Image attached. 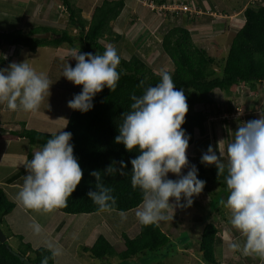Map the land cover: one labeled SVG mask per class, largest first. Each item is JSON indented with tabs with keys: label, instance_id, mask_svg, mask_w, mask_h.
<instances>
[{
	"label": "rangeland",
	"instance_id": "obj_1",
	"mask_svg": "<svg viewBox=\"0 0 264 264\" xmlns=\"http://www.w3.org/2000/svg\"><path fill=\"white\" fill-rule=\"evenodd\" d=\"M102 1L70 0L75 7L81 8V16L86 20L90 18L94 7ZM158 1L160 0H125L119 16L109 22L112 34L105 32L103 38L100 39L105 46H114L120 57L128 58L135 54L157 73L161 69L170 72L173 68L171 60L160 48L161 35L171 26L170 24L180 23L182 20L185 25L190 24L193 42L205 48L220 62L226 56L234 36L230 28L236 31L243 22L242 9L244 6L256 5L257 2L263 3L261 0H165L166 4H181L182 2L197 10L193 14L181 10L179 12L174 10L177 13L169 11V17H167V14L163 13L164 10H152L149 7V3L158 7L160 5ZM23 6L25 9H21L24 8ZM232 10H236L237 14L234 16L232 25L229 26L228 19V23L224 24L226 16L222 13ZM163 17L168 20L165 26L158 29L156 27L154 32L150 31L159 21L164 20ZM215 19L217 22L213 21ZM192 20H197L196 27L191 26ZM41 26H52L57 29L68 28L75 36L79 34L80 29L68 24V11L62 0H0V31L7 32L15 28L27 31L31 27ZM115 34H119V37ZM140 34L142 36H139ZM72 49L74 48L66 43L60 47L38 46L34 51L22 45L0 44V68H6L12 62L19 63L26 60L37 72L46 73L53 82L50 86L49 97H45L39 110L35 112H25L19 109L11 111L6 103L3 107V103H0V187L5 188L8 199L16 204L5 217L7 223L0 225V235L7 239L15 251L23 248L18 235L22 236L23 242H29L33 248H37L42 246L40 241L43 237L35 236L30 225L33 222L39 223L44 230V236L56 241L59 238L60 242L65 245L63 255L54 258L53 264H178V262L208 264L202 259L196 242L202 237L204 224L200 226L201 219L207 212H210L209 208L213 206L211 203L214 199L220 201L227 199V188L219 189L216 184L214 188L218 193L211 198L212 200L207 192H201L193 196V204L190 207L175 208L172 221L158 223L171 240V243L163 247L159 254L155 256L147 251L145 255L132 256L126 260L119 256V251L124 248L122 233L133 237L138 232L140 222L135 212L142 203L130 211H125L127 219L122 221L119 211L71 215L57 209L51 213H43L26 209L16 200L20 189L19 187H8L11 184L6 183V179L25 168L23 162L27 155L29 154L32 159L31 155L40 147L30 145L25 137L11 136L9 130L20 131L23 128L22 122H25L26 128L42 132H59L64 129L71 110L68 107V101L76 94L79 86L62 76L65 63L68 62L71 65L74 60L69 57ZM4 59L6 63L2 65L1 60ZM211 96L214 104L209 106L207 111L205 109L206 112L209 111L205 123L206 134L202 136L195 130V142L186 151L189 167L182 168L183 175L187 174L191 165L197 166L201 162L200 156L207 151L209 145L213 146L217 154H219L218 147L223 151V160L226 163L227 145L234 140L235 131L239 126V123L234 120L240 119V125H242L244 121L258 119L260 114H264V82H258L253 86L250 84L233 85L229 96L220 90H214ZM213 111L215 112L212 113ZM198 142L201 148L197 147ZM26 174L21 177L22 182ZM168 176L177 179V176L171 172ZM16 183H20V180ZM15 186L18 185L15 184ZM219 193H222L220 198ZM170 203L175 204V199L170 198ZM181 203H184L183 199ZM218 206L211 210L207 219L218 229L216 235L219 238L216 243V254L220 259L218 264L257 262V264L262 262L264 264V260L259 257L244 256L240 252L229 250L228 241L243 240V236L230 224L231 210L220 202ZM73 233H77L75 242L72 241L73 239L70 241ZM99 234L105 235L113 246L107 256L102 259L91 257L80 247V244L90 246ZM70 244L72 245L68 249Z\"/></svg>",
	"mask_w": 264,
	"mask_h": 264
},
{
	"label": "clouds",
	"instance_id": "obj_2",
	"mask_svg": "<svg viewBox=\"0 0 264 264\" xmlns=\"http://www.w3.org/2000/svg\"><path fill=\"white\" fill-rule=\"evenodd\" d=\"M164 3L167 1L160 5ZM69 57L75 59V67L66 62L62 76L83 87L68 101V107L86 113L94 107L93 98L105 86L111 92L116 90L121 57L112 45H107L103 54L72 49ZM156 74L160 76L159 83L146 87L140 96H131L134 102L130 111L121 114L123 120L115 137V142L122 143L129 152L138 147L140 153L130 163L131 185L143 194L142 204L135 212L142 225L172 221L175 208L190 207L193 196L199 195L206 184L198 178L194 164L186 175L182 174V168L189 167L186 151L190 137L181 127L189 110L185 91L176 89L169 71L161 69ZM52 83L46 73L37 72L26 60L12 62L0 68V103H6L11 111L35 112L45 97H49ZM143 85L144 81H140V86ZM72 135L68 131L51 133L32 159L23 162L28 174L16 200L24 208L51 213L67 207L68 198L83 177L70 143ZM218 151L219 154L209 145L201 163L215 164L217 177L226 173L228 195L220 204L231 210L230 224L243 236V240H229L228 248L264 260V114L238 126L234 140L227 145L226 163L223 151L219 147ZM126 168L123 160L113 161L103 173L125 175ZM170 172L177 179L168 178ZM89 174L95 177V189L87 192L88 198L100 212L115 211L117 200L113 189L103 183L101 170ZM170 198L175 199V204L170 203ZM119 215L122 221L127 219L124 211H119ZM30 227L35 236L43 237L40 243L51 254L41 264L63 255V246L44 236L39 223L33 222Z\"/></svg>",
	"mask_w": 264,
	"mask_h": 264
},
{
	"label": "trees",
	"instance_id": "obj_3",
	"mask_svg": "<svg viewBox=\"0 0 264 264\" xmlns=\"http://www.w3.org/2000/svg\"><path fill=\"white\" fill-rule=\"evenodd\" d=\"M161 1L158 3H163ZM62 2L68 11V24L80 28L77 36L71 34L68 28L41 26L31 27L27 31L15 28L7 32L0 31V44L22 45L34 51L38 46L59 47L66 43L74 49H79L81 53L103 54L106 46L100 42V39L105 32L112 34L109 22L119 16L125 0H103L101 4L94 7L87 20L81 16V8L75 7L70 0H62ZM167 12L169 11H164L166 14ZM242 15L243 22L234 33L228 52L220 62L205 48L193 42L191 29L183 23V20L180 23L170 24L171 26L161 35L160 48L173 64L170 73L173 74L176 89L183 88L187 98L189 110L185 116V123L181 127L190 137L189 146L195 142V130L202 136L206 134L205 123L209 116V111H206L214 104L211 96L214 90H220L229 96L233 85L253 86L258 82H264V4L257 2L256 5H246L242 9ZM40 32H50L51 35L47 38L34 35ZM115 35L119 37V34ZM3 61L1 60L2 63ZM75 64L74 59L71 66L75 67ZM117 71L121 76L116 90L111 92L105 86L93 98L94 107L86 113L71 109L66 127L64 126L62 130L73 134L70 140L74 146L73 154L83 170L82 180L68 198L67 207L58 209L62 213L79 215L100 212L98 206L87 196L90 189H95V177L89 174L93 170H101L103 183L113 189L112 194L117 200L115 211H130L142 203L141 190L134 189L131 185L130 160L140 154L138 147L129 152L122 143L115 142V137L119 135L118 125L123 120L121 114L130 111V105L134 102L131 96L142 95L146 87L155 86L160 82V76L135 54L128 58L121 57ZM140 81H144L143 86H140ZM82 87V85L78 86L76 94L82 91ZM234 122L240 125L241 120L237 119ZM22 126L20 131L9 130V134L25 137L30 145H38L40 149L50 138L51 133H54L26 128L25 122H22ZM121 160L127 165L124 170L125 175L103 173V170L113 161ZM116 166L119 167L118 164ZM196 167L198 178L206 181L202 192H207L210 199L218 193L214 188L215 184L219 189L227 188L226 173L217 177L215 164L206 165L199 162ZM20 172H24V169ZM168 178L171 177L168 176ZM11 179L9 178V181ZM220 195L222 193H219V198ZM219 202L220 200L214 199L209 211L218 208ZM14 206L15 203L8 199L4 189L0 187V225L7 223L5 217ZM210 212L201 219L200 226L204 224L202 237L196 242V246L206 263L218 264L220 262L219 255L216 254V243L219 240L216 236L218 229L212 222L207 221ZM18 238L23 246L18 251L9 245L7 239L0 241V264H24V260H21L19 256L27 259L29 264H41L45 256L50 257V252L43 246L33 248L29 242L22 241L21 235H18ZM122 238L124 248L119 251V256L123 260L132 256L145 255L147 251L156 256L163 247L171 243L169 235L161 229L159 224L139 223V230L133 237L122 233ZM80 247L83 252L97 259L105 258L113 248L111 241L102 234H99L90 246L80 244ZM53 262L54 259L50 258L48 264ZM178 264L181 263L178 262Z\"/></svg>",
	"mask_w": 264,
	"mask_h": 264
},
{
	"label": "crops",
	"instance_id": "obj_4",
	"mask_svg": "<svg viewBox=\"0 0 264 264\" xmlns=\"http://www.w3.org/2000/svg\"><path fill=\"white\" fill-rule=\"evenodd\" d=\"M165 0H162L161 2H164ZM261 1H263V4H264V0H261ZM262 3V2H261ZM25 6V5H24ZM23 6V7H24ZM132 8V7H131ZM204 8V7H203ZM23 9H25V7L23 8ZM221 9V8H220ZM222 10V9H221ZM164 13V12H163ZM166 14V13H165ZM169 12H167V17H169ZM222 14H224V16H226L225 18H226V20H225V22H224V24H226V23H228V20H229V26L230 25H232V23H233V19H234V16L237 14V11L236 10H232V11H228V13H222ZM153 18H156V17H153ZM152 18V19H153ZM163 19L164 20H162L161 22L159 21L158 22V24L157 25H155L153 28H151V30L150 31H156V27H157V29L158 28H162L163 26H165V24H166V22L168 21L167 19H165L164 17H163ZM228 19V20H227ZM213 21H215V22H217V20L215 19V20H213ZM214 24V23H213ZM216 24H218V23H216ZM198 25V22H197V20H192V24H191V26L192 27H196ZM187 26V25H186ZM241 26V25H240ZM239 26V27H240ZM188 27H190V24L188 25ZM189 29H191V28H189ZM230 30H233L232 32H236V31H234V28H230ZM139 36H142V34H140ZM141 41V40H140ZM139 41H137V43H138ZM60 47V46H59ZM9 54V53H8ZM5 63H6V61H5V59H4V61H3V63H2V65H5ZM2 68V67H1ZM4 104L5 103H3L2 104V107L4 106ZM15 138H17V137H15ZM197 147H199V148H201V146H199V142H198V144H197ZM39 149H37V150H35L34 152H36V151H38ZM196 151H197V148H196ZM34 152H33V154H34ZM202 152V151H201ZM33 154L31 155V156H33ZM29 159V154L27 155V157H26V160H28ZM22 169H24V172H19L18 174L15 172V173H13L10 177H8L7 179H6V183H8V184H11V186H8V187H10V188H13V187H19V189L23 186V182H22V179H21V177L25 174V173H27V170H26V168H22ZM21 169V170H22ZM21 170H19V171H21ZM17 174V175H16ZM28 174V173H27ZM26 174V175H27ZM9 178H12L10 181H9ZM18 180H20V183H16ZM15 184L16 185H18V186H15ZM4 191H5V188H4ZM6 193V192H5ZM6 195H7V193H6ZM8 197V196H7ZM14 198V197H13ZM16 205V204H15ZM62 236H66V235H62ZM76 237L77 236V233H73L72 235H71V238H70V241H71V239H73V237ZM75 240H76V238L75 239H73L72 241H74L75 242ZM58 242H59V244L61 245L62 243L60 242V239L58 238V240H57ZM73 244V243H72ZM72 244H70V246H68V249H70V247H71V245ZM63 245V244H62ZM65 245H63V247H64ZM63 249H65V248H63Z\"/></svg>",
	"mask_w": 264,
	"mask_h": 264
},
{
	"label": "built area",
	"instance_id": "obj_5",
	"mask_svg": "<svg viewBox=\"0 0 264 264\" xmlns=\"http://www.w3.org/2000/svg\"><path fill=\"white\" fill-rule=\"evenodd\" d=\"M148 5L152 10H155V9L164 10V11L165 10H167V11L177 10V12H179L181 10L182 12H189V14H192L194 11H197L196 8L193 9L188 4L182 3V2H181V4H177V3L165 4L164 3V4L159 5L158 7H156L153 3H149ZM174 12H176V11H174Z\"/></svg>",
	"mask_w": 264,
	"mask_h": 264
},
{
	"label": "water",
	"instance_id": "obj_6",
	"mask_svg": "<svg viewBox=\"0 0 264 264\" xmlns=\"http://www.w3.org/2000/svg\"><path fill=\"white\" fill-rule=\"evenodd\" d=\"M36 37H40V38H47L51 35L50 32H40V33H35L34 34ZM5 240V237L3 235H0V241L3 242ZM19 256V254H17ZM21 260H24V264H29V261L27 259H25L22 256H19Z\"/></svg>",
	"mask_w": 264,
	"mask_h": 264
}]
</instances>
